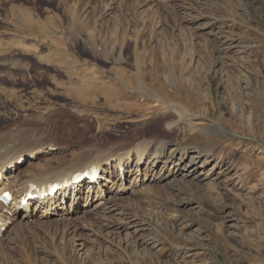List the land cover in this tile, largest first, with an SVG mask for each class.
<instances>
[{
	"label": "rangeland",
	"instance_id": "rangeland-1",
	"mask_svg": "<svg viewBox=\"0 0 264 264\" xmlns=\"http://www.w3.org/2000/svg\"><path fill=\"white\" fill-rule=\"evenodd\" d=\"M36 19L70 41L45 63L0 55L14 190L105 154L111 184L86 202L83 181L75 210L66 196L46 217L10 211L0 264H264V0H0L1 35L3 20ZM153 153L160 177L144 182ZM191 156L200 191L171 176Z\"/></svg>",
	"mask_w": 264,
	"mask_h": 264
},
{
	"label": "bare ground",
	"instance_id": "bare-ground-1",
	"mask_svg": "<svg viewBox=\"0 0 264 264\" xmlns=\"http://www.w3.org/2000/svg\"><path fill=\"white\" fill-rule=\"evenodd\" d=\"M176 113L178 114L179 120L184 121V119L186 118V112L181 109L179 111H176ZM187 117H188V114H187ZM221 132H222V130H221ZM35 143L37 144V142H35ZM35 143H34V147H35ZM32 145L33 144L30 145V148ZM147 147L148 146H144V145L136 147V151H135L136 161H135V167H134L136 172H138L141 169L140 167H142V165L144 163L143 158H144V153H146L145 151H146ZM14 150H16V149H14ZM35 150H37V149L35 148ZM12 151H13V149H12ZM12 151H11V153L8 152V153L0 154V195L3 191H9L12 193L13 203H12V209L11 210L16 211V212H17V210H18V212L21 211L19 214H22V219H24V220H27L28 218H30L33 215L32 213H34L33 211H37V210L38 211L43 210L42 211L43 214L40 212L41 216H43V217L48 216V214H50L52 212L51 211L52 209H54V208L56 209L58 202L62 203L65 200H67L66 196L68 198H71L70 200H72V202L70 205L75 210V207H76L77 203L79 202V198H80V194H81V193L77 192L78 185L81 184L83 181H85V180H82L80 183H76L75 178L80 176V175H84L85 177H88V173L90 172L89 170L94 169L93 166H95L99 170H100L99 167L104 168L103 165H105V167H106L108 160L110 158V156H108L107 154H105L103 156H98V157L90 159L89 161L84 162L78 168H74V169L71 168L70 170L61 171V172L57 173L56 175H52V176L49 175V177H47L46 176L47 174H45V172L42 171L40 174L36 175L38 177H34L32 179V181H31L32 184H30V185H29V183L23 184L22 186L20 185V187L17 188V190H14V187H16V185H15L16 183H14V181H10V179H15L16 176L12 174L11 169H10L11 170L10 174L8 175L9 177H7L6 174L4 176V173H3V171L7 167H10L12 164L17 162L19 157L21 156L19 153H12ZM27 151L30 152L29 155H33V153H34L33 149L27 150ZM130 152L129 153L126 152L125 153L126 155H119L118 160L115 163L116 166L114 168L116 169V172H118V176L121 179H122V173H121V170L119 171V168H120V165L122 163L125 164L127 158L130 155ZM151 158H152V160H151ZM158 158L159 157H157V153H153L150 155L149 162L152 163V168H148V170L143 174V181L144 182H149V178L152 180H155L156 177H160V173H157L154 169L156 164L158 163L155 160ZM141 163H142V165H141ZM32 164H34V163H32ZM172 164H173V172H172L171 176H173V179H176L178 177H184V179L190 178L192 181H187L184 184V187L187 188L188 190L190 189V191H192V190L200 191L197 187L191 186L192 183H196L198 185V182H201L205 179V176L203 178H200L202 176V173H199L198 175H196L198 172L197 170L200 168L198 157H196V156L192 157L191 156L187 160H185V158H180L176 162L173 161ZM203 164H206V163L204 162ZM29 166L30 165H28V167ZM91 166H92V168L90 169L89 167H91ZM105 172H106V170H105ZM110 172H111V170H110ZM147 175H148V177H146ZM47 178H49L50 182L48 180H45ZM173 179L171 182H169L168 186H170V185L174 186V185L178 184L177 181L174 182ZM134 180L136 181L137 179H134ZM64 181H70L72 186L69 189L68 188L60 189L59 191L56 192L54 197H47L46 200L39 201L37 203H35V201H33L32 198H29L27 203H25L22 207L19 206L21 199L27 195L28 190L30 189V187L32 185H34L36 187V189L37 188L38 189H41V188L47 189L54 184H61ZM85 182H86V186H85L86 189L85 190H86V195H87L86 202L88 201L89 198L92 199L93 197H96L95 199H97L98 197L102 196V193L105 192L104 189L106 188V186H108V184H111L110 179H107L106 175L105 176L103 175V177H101V178L99 177L98 180L96 181V183H91L89 179H87V181H85ZM119 182L121 183V185L119 186V184H120L119 183L114 189H112L111 188L112 186H110V188L112 190L116 189V193L125 190L124 187L122 186V184H123L122 180ZM140 182H141V180H140ZM168 188L170 189V187H168ZM150 189H151V187L149 188V190ZM212 189L213 188H211V187H207L205 190L204 189H202V190L205 191L204 193H208V192H211ZM206 190H207V192H206ZM167 191L168 190L166 189V192ZM36 194H38V192L36 190L32 192V195H36ZM30 195H31V192H30ZM58 197H59V201H58ZM102 201L99 199L98 202H100V203L97 202L98 204L96 205L95 208H97L98 206L103 204ZM32 206H34V207H32ZM61 209H64V207L62 206ZM65 214H66V212L61 213L60 216H64ZM70 214H71V211L68 213V215H70ZM1 218H2L1 220H3V222H7L5 220L6 219L5 216H4V219H3V215L1 216ZM130 221L127 224L131 225L132 223H134V222H130ZM118 228H120V226ZM0 233H1V227H0ZM153 238L156 240V242L160 240L156 236H154ZM155 240H154V242H155ZM21 264H23V263H21Z\"/></svg>",
	"mask_w": 264,
	"mask_h": 264
},
{
	"label": "crops",
	"instance_id": "crops-1",
	"mask_svg": "<svg viewBox=\"0 0 264 264\" xmlns=\"http://www.w3.org/2000/svg\"><path fill=\"white\" fill-rule=\"evenodd\" d=\"M21 12L20 8L17 9ZM5 26H10L5 30V34L0 32V55L23 51L29 54H38L39 63H45L51 60L59 52L64 53V46L68 48L69 42L64 35L57 37L55 32V20H3ZM3 22H1L2 24ZM58 38V39H57ZM58 40V44H56ZM70 41V39H69ZM59 47V48H58ZM49 65V64H44ZM57 87L70 90L73 87L70 84H61L58 82ZM4 112L0 110V117Z\"/></svg>",
	"mask_w": 264,
	"mask_h": 264
}]
</instances>
